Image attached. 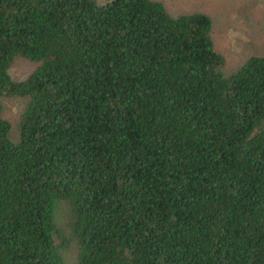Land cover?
<instances>
[{
  "label": "trees",
  "instance_id": "trees-1",
  "mask_svg": "<svg viewBox=\"0 0 264 264\" xmlns=\"http://www.w3.org/2000/svg\"><path fill=\"white\" fill-rule=\"evenodd\" d=\"M204 11L0 0V264H264V52L224 72ZM34 63L23 78L8 66Z\"/></svg>",
  "mask_w": 264,
  "mask_h": 264
},
{
  "label": "rangeland",
  "instance_id": "rangeland-1",
  "mask_svg": "<svg viewBox=\"0 0 264 264\" xmlns=\"http://www.w3.org/2000/svg\"><path fill=\"white\" fill-rule=\"evenodd\" d=\"M172 14L204 11L210 16V35L215 50L224 63V72L235 69L248 55L264 52V0H161ZM34 63L16 56L8 66L14 79L25 77ZM1 114L10 122L9 137L16 139L18 114L25 98L18 95L1 96ZM76 244L70 241L63 251L64 264H74Z\"/></svg>",
  "mask_w": 264,
  "mask_h": 264
}]
</instances>
